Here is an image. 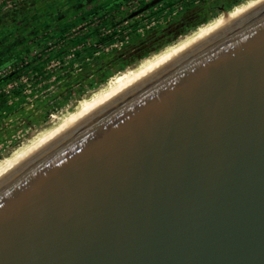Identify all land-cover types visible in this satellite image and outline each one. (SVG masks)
Masks as SVG:
<instances>
[{"label":"water","instance_id":"95a60500","mask_svg":"<svg viewBox=\"0 0 264 264\" xmlns=\"http://www.w3.org/2000/svg\"><path fill=\"white\" fill-rule=\"evenodd\" d=\"M0 264H264V3L2 167Z\"/></svg>","mask_w":264,"mask_h":264},{"label":"rangeland","instance_id":"374dc122","mask_svg":"<svg viewBox=\"0 0 264 264\" xmlns=\"http://www.w3.org/2000/svg\"><path fill=\"white\" fill-rule=\"evenodd\" d=\"M138 1L0 0L2 14L22 4L27 6V9L21 8L13 20L6 18L0 27V94L6 97L0 105V162L57 126L110 82L220 17L227 12L223 11L225 6L236 7L250 0H219L225 1L224 6L215 10H209L211 0L205 3L197 0L198 4L188 7L181 0H173L176 3L173 10L153 16L151 20L147 18L151 10L139 11ZM146 1L155 5L163 0ZM116 5L123 13L120 17H128L124 20L128 27L124 31L125 41L116 38L105 45L102 59L88 72L77 62L67 71L75 50L65 58L55 54L54 46L60 42L58 37H67L69 31L72 32L79 38L75 44L79 49V42L84 43L81 29L91 15L103 7ZM127 21L136 22L141 39L131 36ZM204 21L207 23L201 25ZM107 30L111 32L110 27ZM148 33V41L142 42ZM113 48L119 49L118 52L112 53ZM22 54L38 60L33 64L22 63L19 59Z\"/></svg>","mask_w":264,"mask_h":264},{"label":"trees","instance_id":"16d2710c","mask_svg":"<svg viewBox=\"0 0 264 264\" xmlns=\"http://www.w3.org/2000/svg\"><path fill=\"white\" fill-rule=\"evenodd\" d=\"M207 0H199L198 2H206ZM212 1V0H211ZM209 3V10H215L219 9V6H224L225 1H212V3ZM146 0H139L138 6L139 11H146L148 9L151 10L150 15L147 17L148 19H152L153 16H157L165 11L173 10V8L176 6V3L173 2V0H163L162 2H155V5L152 3H146ZM184 6L188 7L190 5H193L197 3V0H181ZM198 4V3H197ZM27 6L22 4L16 8H13L9 10L8 12L2 14L0 11V27L6 22V18H10L13 20V18H16L19 15V10L21 8L27 9ZM235 6H225L223 11H231ZM112 9H116L112 11ZM123 13L118 8V5L116 7H103L91 15L89 22H87L86 26L82 27V31H84L83 38L84 43L79 42V49H76L75 44L79 41V38L72 34V32L69 31V34L66 36L60 35L58 37L59 43L55 44L54 46V52L58 56L66 57L71 54L73 50V55L70 59V67H67V71H70L74 67V63H80V67H82L83 71L88 72L93 68V65H96L98 61L102 59V51L105 49V45L111 44L118 38L120 41H125V35L124 31L128 28L124 25V20H126L128 17H120ZM200 16L203 15L202 12H198ZM128 22V21H127ZM207 23L204 21L202 24ZM131 26V36H136V39L138 37V40L141 39V36L137 33V26L136 22L131 21L128 22V25ZM111 28V32H108V28ZM149 39V33L144 37L141 41L144 42V40L148 41ZM123 44V43H122ZM119 49L112 50L113 52H118ZM126 55V54H125ZM27 55L22 54L19 58L22 63L29 62L30 64L35 63L38 59H35L31 55L30 58L26 57ZM34 58V59H33ZM65 61V59H62ZM67 65V64H65ZM68 66V65H67ZM27 71H30V69L27 68ZM82 71V72H83ZM6 100L5 94H0V105L3 104V102Z\"/></svg>","mask_w":264,"mask_h":264},{"label":"bare ground","instance_id":"6f19581e","mask_svg":"<svg viewBox=\"0 0 264 264\" xmlns=\"http://www.w3.org/2000/svg\"><path fill=\"white\" fill-rule=\"evenodd\" d=\"M264 3V0H250L247 1L241 5H238L234 7L231 11L224 12L220 17L216 18L206 26L201 27L200 29H197L195 33L192 35L186 37L183 41H180L179 43L167 48L163 52L157 54L156 56L143 61L142 64H140L137 68L134 70L129 71L125 75H123L120 79L114 80L110 82L103 90L95 94L91 99L87 101H83L79 108L68 115L66 118H64L57 126L54 128L44 132L39 137H37L34 141H32L29 145L24 147L23 149L17 151L14 153L10 158L4 159L0 162V169L4 167L6 164L11 162L13 159H15L17 156H19L22 152L27 150L29 147L34 145L36 142L44 138L46 135L51 133L53 130H55L57 127H59L62 123H64L68 118H70L73 114L87 110L91 108L92 106L96 105L100 101H102L104 98L109 96L110 94L114 93L115 91L121 89L122 87L128 85L133 80L144 74L145 72L151 70L152 68L156 67L157 65L165 62L166 60L170 59L172 56L183 50L184 48L192 45L193 43L197 42L204 36L208 35L209 33L223 27L224 25L228 24L229 22L233 21L234 19L238 18L239 16L243 15L244 13L250 11L251 9L259 6L260 4Z\"/></svg>","mask_w":264,"mask_h":264}]
</instances>
